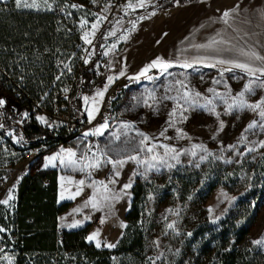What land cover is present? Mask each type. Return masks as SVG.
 Instances as JSON below:
<instances>
[{
    "label": "trees",
    "instance_id": "trees-1",
    "mask_svg": "<svg viewBox=\"0 0 264 264\" xmlns=\"http://www.w3.org/2000/svg\"><path fill=\"white\" fill-rule=\"evenodd\" d=\"M72 1L65 0L67 10ZM193 1L154 0L129 13L118 10L97 36L93 56L86 64L81 59L76 18L69 12L60 14L63 5L33 12L19 11L13 0L0 2V100L4 101L0 105V137L8 138V131H12L24 146H34L64 143L76 135L78 126L69 132L42 127L35 119V105L51 112L54 95L66 93L64 102L71 120L86 123L82 96L103 84L108 71V66H98L103 60V34L115 21L130 14L161 11ZM95 67L99 68L96 75ZM126 93L121 101L123 108L130 107L126 104L130 93ZM141 95L137 91L133 94V109ZM218 186L238 194V199L221 219L211 223L205 200ZM131 192V204L124 216L126 225L115 248H96L86 241L90 225L72 231L57 229V216L69 206L57 202V172L30 169L17 183L13 207L0 206V245L11 246L13 264H151L154 236L162 234L163 254L155 264H264L263 249L249 238L264 203V155L256 160L246 155L231 164L207 160L199 167L174 166L157 175H137ZM149 194L155 199L147 212ZM161 204L168 208L169 215L172 205L179 204L171 227V217L164 216L167 211L157 213Z\"/></svg>",
    "mask_w": 264,
    "mask_h": 264
},
{
    "label": "rangeland",
    "instance_id": "rangeland-1",
    "mask_svg": "<svg viewBox=\"0 0 264 264\" xmlns=\"http://www.w3.org/2000/svg\"><path fill=\"white\" fill-rule=\"evenodd\" d=\"M80 1L81 4L78 0L68 4V12L76 18L74 24L80 32L82 43L81 59L86 64L93 56L97 36L118 10L129 13L154 0ZM20 2L21 6L18 7L17 2L13 1L16 9L33 12L51 11L58 4L65 5V0ZM211 2L212 0H194L187 5L164 9L169 10L166 12L162 10L148 11L140 15L130 14L115 21L103 34V60L98 66L107 68L109 58L125 56L127 51L138 44L142 35H146L147 29L163 22L165 15L175 16L183 13L182 10L202 9L204 4L210 6ZM25 4L32 6L24 7ZM122 79H130V84L122 89L118 97L113 120L107 127H103V132L109 129L108 139H112L103 142V154H108L109 177L115 164H119L120 169L133 167L137 175H157L165 168L174 166L199 167L207 160L231 164L239 162L246 155H251L255 160L264 155V79L250 78L235 71L224 74L211 68L180 69L178 66L162 69L160 75L155 77H147L145 72H139ZM113 83L112 81L106 91ZM128 88L134 89L128 91L130 94L126 96V104H130V107L123 108L122 95ZM136 90L144 91V94L133 109L131 105L136 101L133 97ZM66 98V93L53 97V106L60 108L59 117L62 120L68 115L64 102ZM256 105L258 107H253ZM42 109L46 111L45 108ZM40 117L44 120L41 121ZM35 118L40 125L46 120L42 114H36ZM123 119L124 122H121ZM50 121L51 130L64 127L63 121ZM7 135L8 138L0 137V162L4 164L17 159L24 148L20 136L14 135L12 131H8ZM99 136H91L92 142L97 143ZM42 157L44 156L31 162L29 170L37 169ZM111 157L115 159L112 160ZM15 189L16 186L9 194L8 203L4 204L7 208L14 205ZM154 199L152 194L146 197L147 212L151 211ZM237 199L238 194L230 193L222 186L216 187L205 200L209 222L215 223L221 219ZM178 206L179 204L172 205L171 215L168 208H164V204L157 211L158 214H162L163 210L167 211L164 216L171 217L168 220L169 227L174 224ZM123 222L124 216L118 217V229ZM164 222L163 219L160 224ZM162 237V234L154 236L155 251L149 257L151 264H155L162 257ZM249 238L264 251V203ZM10 251L11 246L0 245V264H13Z\"/></svg>",
    "mask_w": 264,
    "mask_h": 264
},
{
    "label": "crops",
    "instance_id": "crops-1",
    "mask_svg": "<svg viewBox=\"0 0 264 264\" xmlns=\"http://www.w3.org/2000/svg\"><path fill=\"white\" fill-rule=\"evenodd\" d=\"M182 11L180 15H165L162 23L147 29L146 35H142L125 56L107 60L105 82L82 96V112L87 123L100 111L112 81L146 73L152 68L161 73L164 70L161 63L171 65L170 68L176 64L214 71L217 68L226 70L225 74L236 71L250 78L264 79V75L255 71L264 68V0H212L210 6L204 4L202 9ZM225 11L229 12L227 17L223 15ZM221 60L227 62L219 63ZM236 64H246L255 74L250 75L235 67ZM0 74L3 73L0 71ZM130 90L134 89L125 91ZM136 91L144 94V91ZM126 94L123 93V98ZM97 129L102 131L95 143L91 136ZM108 135L109 129L103 132V127H86L44 155L38 168L57 172V202L69 204L57 216V229L72 231L90 225L86 241L96 248L113 249L126 225L124 218L117 228L118 217L125 216L129 210L137 173L133 167L120 169L119 164H115L108 176L109 160L107 153L103 154V142L111 139Z\"/></svg>",
    "mask_w": 264,
    "mask_h": 264
},
{
    "label": "built area",
    "instance_id": "built-area-1",
    "mask_svg": "<svg viewBox=\"0 0 264 264\" xmlns=\"http://www.w3.org/2000/svg\"><path fill=\"white\" fill-rule=\"evenodd\" d=\"M74 3V2H72ZM59 13L66 15L68 14V10L66 6H62L59 9ZM99 73V68L95 67L93 69V74L96 75ZM159 71L157 69H150L145 73L147 77H155L159 75ZM130 84V79H117L108 89L103 104L98 112L97 116L89 123H77L70 118V110L69 106L66 105L67 108V118L62 120L60 115V108L55 105L51 112L45 111L39 106L35 105V115L42 114L46 118V120L42 123V127L51 130V121L54 120L56 122L63 121L64 122V130L65 132H69L74 126H78V133L82 131L86 127H95L101 128L105 124H108L113 120L115 114V101L119 97L124 87H127ZM19 100L22 99V96H17ZM55 97H59L58 95H54ZM57 131V130H56ZM77 133V134H78ZM61 142H44L39 145L34 146H24L23 150L21 151L20 156L12 160L11 163H2L0 162V201H5L8 199L11 190L17 186L19 178L24 176L28 170L29 165L31 162L37 160L41 156H44L50 152H52L55 148H57ZM16 192V189H15ZM16 201V193H15V200ZM5 203H0V206L4 205ZM31 223V221H29Z\"/></svg>",
    "mask_w": 264,
    "mask_h": 264
},
{
    "label": "snow or ice",
    "instance_id": "snow-or-ice-1",
    "mask_svg": "<svg viewBox=\"0 0 264 264\" xmlns=\"http://www.w3.org/2000/svg\"><path fill=\"white\" fill-rule=\"evenodd\" d=\"M17 6H18V7L21 6V2H20V0H17ZM23 6H24V7H30V6H32V5H27V4H25V5H23ZM223 15H224L225 17H227V16L229 15V12L225 11V12L223 13ZM93 27H95V25H94ZM88 43H91V41H88ZM253 55H255V54H253ZM256 58H257V59H261V57H256ZM218 62H219V63H226L227 61L221 60V61H218ZM153 66H155V62H154V64H153ZM169 66H171V65L161 63V67H163L164 69H167ZM186 66H190V65H186ZM235 67L242 68V69L246 70L250 75H254V74H255V72L253 71V69L249 68L246 64H236ZM255 71H259V72L261 73V75H264V68L256 69ZM3 103H4V101H3V100H0V105H2ZM253 107H258V105L253 106ZM174 114H175V113H173V115H174ZM39 119H40L41 121L44 120L43 117H40ZM103 127H107V124H105ZM250 127H251V125H250ZM101 131H102V129H97L96 133H93V134H99ZM86 135H87V134H86ZM125 187H128V185H126ZM0 203H5V204H7L8 201H7V200H5V201H0ZM0 231H2V229H0ZM89 239H90V240H91V239H94V237H89ZM257 243H260V242L257 241ZM97 246L99 247V244H98Z\"/></svg>",
    "mask_w": 264,
    "mask_h": 264
}]
</instances>
